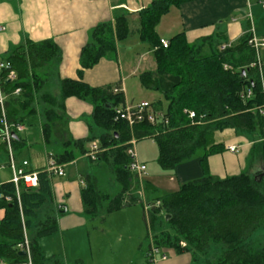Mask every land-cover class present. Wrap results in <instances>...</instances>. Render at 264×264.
Masks as SVG:
<instances>
[{
  "label": "trees",
  "instance_id": "trees-1",
  "mask_svg": "<svg viewBox=\"0 0 264 264\" xmlns=\"http://www.w3.org/2000/svg\"><path fill=\"white\" fill-rule=\"evenodd\" d=\"M187 1L191 0H152L138 13V37L148 44L156 64L154 70L141 72L139 80L145 89L165 97V108L160 100L152 104L164 111L167 123L144 120L135 123L132 131L137 142L146 138L154 141L156 163L164 170H173L199 156L201 177L186 181L169 193H162L145 180L140 184L128 168L129 156L125 153L130 128L116 113V108L125 102L122 91H114L113 86H91L82 79L85 69L115 55L117 44L130 35L124 14L115 16L113 23H100L91 30L89 41L79 53L77 78L59 77L57 65L62 54L52 39L27 40L9 52L2 59L5 66L0 73L6 116L9 121L24 124L38 114L43 142L51 148L48 158L57 164H68L78 155H85L87 144L97 141L102 151L95 165L109 167V178L117 184V190L111 192L103 185L98 173H85L81 189L83 211L88 217L102 218L131 205L143 207L142 190L151 205L149 232L143 241L147 253L151 236L163 251L166 247L190 251L195 264H264V234L262 239L250 240L264 226V165L253 175L247 169L222 179L213 178L206 167V157L223 149L215 141L216 132L227 129L249 135L258 148L253 157L264 163V116L253 110L264 103V67L260 75L256 67L250 66L255 52L247 43V31L236 44L223 50L220 46L226 38L220 32L191 43L180 32L169 39L166 48L159 45L156 26L161 17L172 6ZM10 72L15 73L14 79L8 78ZM53 87L58 88L57 94L51 92ZM16 88H20L18 94L13 93ZM248 88L252 96L243 100L240 93ZM72 96L92 103L91 121L102 133L80 139L69 136L64 129V100ZM186 109L193 110L195 118H189ZM12 144L17 159L24 147L20 134ZM56 146L60 149L55 151ZM0 148L4 150L1 144ZM37 171L36 187L19 182L16 191L11 181L0 184V208L4 209L0 220V259L5 264H28L27 256L20 255L16 247L24 233L32 264H64L58 256L46 257L38 242L57 233L58 224L52 175L43 169ZM157 201L160 205L154 206ZM145 223L147 226L146 219ZM157 224L159 230L153 233ZM212 245H220L221 253L199 261ZM70 264L83 263L75 260Z\"/></svg>",
  "mask_w": 264,
  "mask_h": 264
},
{
  "label": "crops",
  "instance_id": "crops-1",
  "mask_svg": "<svg viewBox=\"0 0 264 264\" xmlns=\"http://www.w3.org/2000/svg\"><path fill=\"white\" fill-rule=\"evenodd\" d=\"M151 1L0 0V27H3L0 29V60L27 40L40 42L52 39L62 54L57 65L59 77L77 78V70L80 68L79 53L82 46L89 41L91 30L100 23H113L115 16L124 14L128 19L130 35L117 44L115 55H108L93 67L85 69L82 79L91 86L121 88L124 101L127 103L143 100L156 102V99L146 97L148 93L152 95L156 91L145 89L139 80L141 72L154 70L156 67L155 61L149 56L152 50L146 42L139 39L137 33L138 13ZM247 25L253 26L257 36H264V0L187 1L179 6H172L169 12L161 17L156 32L159 37L168 41L175 34L183 32L190 43L214 32H220L221 36L226 38L225 42H232L234 45L246 33L249 28ZM261 57L264 60V49L261 51ZM51 92L57 94L58 88L53 87ZM92 110L93 105L87 100L74 96L64 100L66 117L64 129L71 138L80 139L91 133H102V130L91 121ZM24 125L25 130L20 133L24 147L19 151L16 163L21 164L22 160H27L26 169H43L47 165V153L51 148L45 146L43 142L39 115L28 118ZM227 130H230V133L225 137H230L226 140L222 138L219 142L223 149L206 157L208 173L213 178L222 179L248 169L249 174L253 175L264 165L256 156L253 157V154L258 153V148L253 145L249 135L232 129ZM37 138L41 144V147H38L40 152L37 147V150H32V144ZM215 141L217 142L216 139ZM152 142L154 143L153 140ZM89 144L90 142L87 148ZM228 146H235V150L230 151ZM54 149L56 151L60 147L56 146ZM0 156L4 158L3 161L0 160L3 162L0 163L2 184L10 181L11 171L2 148ZM137 156L139 159L138 151ZM87 158L85 155H78L71 163L62 164L65 169L64 176H51V192L57 206L58 231L54 235L39 239L44 255L49 258L58 256L64 264H70L75 260H81L83 264H144L147 260V249L143 244L146 230L144 231L142 220L145 229L146 223L141 205H131L102 218L85 215L81 199L82 179L85 173H92L90 165L86 162ZM143 162L146 163L145 160ZM71 166L73 175L69 177ZM146 166L144 180L153 184L162 193L176 191L182 183L203 175L199 156L180 163L168 172H159L157 168L148 170V165ZM5 169L10 171L9 178L4 177ZM136 205L141 210L136 208ZM3 217L4 209L0 208V220ZM261 228L263 230L259 231ZM257 230L259 232L255 234ZM257 230L250 240L262 239L264 226ZM181 246H185V243ZM211 247L199 261L216 257L222 251L221 249L220 252L215 251L207 256ZM164 251L167 258H158L156 264H195L190 251L170 247H166ZM0 264H3L2 259Z\"/></svg>",
  "mask_w": 264,
  "mask_h": 264
},
{
  "label": "built area",
  "instance_id": "built-area-1",
  "mask_svg": "<svg viewBox=\"0 0 264 264\" xmlns=\"http://www.w3.org/2000/svg\"><path fill=\"white\" fill-rule=\"evenodd\" d=\"M0 29H3V27L1 26ZM247 33H249L247 43L249 46H251L254 49L255 52V61L252 62L250 66L256 67L261 75L264 67V60L261 57V51L262 49H264V36H260V37L257 36L254 33L253 26H250L248 28ZM159 45H161L163 48H166L169 45V41L166 40L165 38L160 37ZM231 45L232 42L223 43L221 44L220 49L223 50L227 47H230ZM4 66H5L4 62L0 60V73L4 68ZM224 68H228V66L224 65ZM15 77L16 75L14 72H10L8 74L9 79H14ZM119 90H121V88H114V91H119ZM19 92H20V88H16L13 91L14 94H18ZM251 96H252V90L250 88L240 93V97L243 100ZM5 98H6V94L2 89L1 76H0V144L4 147L7 156L6 163L8 164V167L11 171L10 181L15 185L16 191L19 182H22L26 187H36L38 184V179H37L38 171L26 169V166L28 165L27 160H22L21 164L16 163L13 144H12V140H13L12 134L13 133L20 134L24 132L25 125L23 123L12 122L8 120L4 107ZM253 110L257 111L260 115L264 116V103L262 105H258L254 107ZM184 111L188 114L189 118H195V112L193 110L186 109ZM116 113L118 115V118L127 122L130 128L131 138L127 143L125 153L129 156V164H128L129 170L137 175L139 183L141 184L143 181V175L146 173L147 166L146 163L141 162L138 159L137 151H136L137 139L133 135V131H132L133 125L135 123H139L144 120L152 124L158 122H163L164 124H166L167 117L165 116L164 111L155 109L152 103L146 100L135 103L124 102L116 108ZM228 149L230 151H234L235 146H228ZM101 151L102 149L99 147L98 142L92 141L88 146V150L85 156H87L90 160L95 162L97 161L98 155ZM1 167L2 166L0 165V169ZM43 170L49 173V175H57V176L65 175L64 165L57 164L52 158H48L47 165L45 168H43ZM141 196L143 199V212L148 226L151 205L145 201L144 193L142 190H141ZM159 205H160L159 201L155 202L154 204V206H159ZM149 243H150V249L149 252L147 253L148 256L147 261L144 264H156L158 258L160 259L167 258V253L153 243V239L151 236L149 237ZM181 244L184 245V243L182 242ZM16 247L18 248L19 251H25V256H27L28 264H32L30 260L29 240L25 233L23 236V240L17 243ZM3 264H5L4 261Z\"/></svg>",
  "mask_w": 264,
  "mask_h": 264
},
{
  "label": "rangeland",
  "instance_id": "rangeland-1",
  "mask_svg": "<svg viewBox=\"0 0 264 264\" xmlns=\"http://www.w3.org/2000/svg\"><path fill=\"white\" fill-rule=\"evenodd\" d=\"M132 36V35H131ZM131 38V37H130ZM129 46V45H128ZM152 60H154L153 58V55L150 53L149 55ZM149 67V66H147ZM148 69V68H147ZM115 88V87H114ZM151 93H148L146 95L147 99H156V101L160 100L162 102V105H163V108L166 107V100H165V97L163 96V94H160L158 92L156 93H153L152 95H150ZM96 130L100 131L99 128L95 127ZM230 133V130H224V131H221V132H216L215 134V139L217 140V142H220L223 138V140L225 139H228L230 136L228 137H225L226 134H229ZM35 137V136H34ZM225 137V138H224ZM32 150H37L38 147H41V144H40V140L39 138L36 139V142L32 144ZM37 147V149H36ZM43 148V147H42ZM31 151V150H30ZM39 151V149H38ZM43 151V150H42ZM137 151H138V155H139V160L141 162H143V160L146 161V165H148V170H154L155 168H157V170L159 172H168V170H164L162 169L157 163H156V158H157V154H158V151H157V147L156 145L152 142V140L150 138H146V139H142L140 141L137 142ZM40 152V151H39ZM42 154V153H41ZM30 158L32 160V154L30 153ZM34 157V156H33ZM0 160L3 161L4 158L3 156H0ZM33 161V160H32ZM86 162L87 164L90 165V169H92L93 172L95 173H98L99 175V179L101 180V183L103 185H106V187L111 191V192H114L117 190V184L109 178V175H110V172L108 171L109 167L108 168H104V166H101V167H96L95 165V162L90 160L89 158L86 159ZM0 163H3V162H0ZM147 171V170H146ZM4 173V177L5 178H9V175H10V171L8 169H5L3 171ZM73 175V167L71 166L69 168V177H71ZM146 177V174L143 175V180L145 179ZM137 206V205H136ZM135 208V207H134ZM136 208H139L141 210V208L139 206H137ZM132 210V209H131ZM142 225L144 227V231H148L149 232V228L148 226H146V229H145V225H144V222L142 220ZM158 224L155 225L154 229H153V233L157 232L159 229H158ZM166 227V226H165ZM263 229L261 228L259 231H262ZM258 230L255 232V234H257L259 232ZM264 232V231H263ZM146 246V242L144 244ZM221 246H217V247H211L209 253L207 254V256L215 253V251L217 252H220L221 251Z\"/></svg>",
  "mask_w": 264,
  "mask_h": 264
},
{
  "label": "water",
  "instance_id": "water-1",
  "mask_svg": "<svg viewBox=\"0 0 264 264\" xmlns=\"http://www.w3.org/2000/svg\"><path fill=\"white\" fill-rule=\"evenodd\" d=\"M242 72H244V70H242ZM12 136H13V138H14V137L17 136V134L13 133ZM254 178H255V177H254ZM168 217H169V215L166 216V218H168ZM19 254L25 256V251H19Z\"/></svg>",
  "mask_w": 264,
  "mask_h": 264
}]
</instances>
